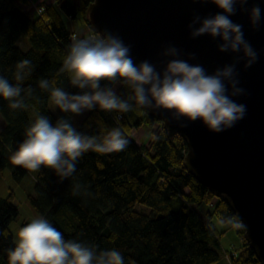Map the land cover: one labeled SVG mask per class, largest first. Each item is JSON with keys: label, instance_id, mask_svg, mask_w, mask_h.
Returning a JSON list of instances; mask_svg holds the SVG:
<instances>
[{"label": "trees", "instance_id": "trees-1", "mask_svg": "<svg viewBox=\"0 0 264 264\" xmlns=\"http://www.w3.org/2000/svg\"><path fill=\"white\" fill-rule=\"evenodd\" d=\"M90 1L40 2L44 5L42 15L31 16L23 11L28 0H0V75L14 82L16 63L30 60L33 71L23 86L30 85L39 100L31 98L27 103L53 123L57 118L48 109V93L38 88V81L55 78L57 86L69 93L80 91L69 85L66 75H56L72 42L61 13L70 17L79 13L89 26L85 9ZM21 41L27 43L26 49L20 46ZM0 114L4 121L0 128V170L7 167L13 178L20 180L28 170L13 165L10 157L34 117L24 109H10L3 98ZM114 114L88 111L75 127L88 135H99L102 126L119 127L129 139L127 148L109 154L86 152L74 175L63 182L52 169L42 166L35 173L34 194L28 195L35 211L65 239L119 250L125 264H261L243 237V229L233 228L238 245L222 247L209 216L213 213L219 221L235 219L224 201L215 197L207 216L193 207L209 201L213 194L185 170L182 137L175 134L168 139L161 122L143 108L122 114L117 122ZM154 124L159 128H152ZM141 127L152 129L148 145H139L131 137ZM76 182L85 186L87 194L73 195ZM11 197V193L0 197V264H8L7 250L14 247L8 223L17 215V208ZM137 202L147 205L148 213L135 209ZM223 250L230 253L229 258Z\"/></svg>", "mask_w": 264, "mask_h": 264}, {"label": "clouds", "instance_id": "clouds-1", "mask_svg": "<svg viewBox=\"0 0 264 264\" xmlns=\"http://www.w3.org/2000/svg\"><path fill=\"white\" fill-rule=\"evenodd\" d=\"M211 3L220 11L211 15H194L187 27L195 39L204 35L218 40L217 50L234 54L231 63L217 67L212 73L201 64H190L180 58L182 53L168 45L162 56V68L148 60L135 63L130 46L116 34L105 30L102 35L73 36L62 65L56 75H66L68 83L80 91L69 93L57 86L55 78H41L38 88L48 93V103L63 116L53 123L51 119L34 112V119L26 126L24 138L12 152L10 160L15 166L29 172L41 167L52 169L60 182L72 177L79 159L88 151L99 154L120 152L127 148L129 139L119 127L102 126L99 135L79 131L67 114L82 115L86 111L100 110L116 113L114 119L138 108L167 110L176 120H201L212 132L232 128L244 119L247 105L233 97L247 95L240 86L237 64L243 61L249 68L259 59V53L245 38L244 26L231 18L237 11L246 13L250 26L258 30L264 21L258 3L250 0H200ZM189 59H195L190 53ZM28 59L16 63L13 80L0 75V98L10 109H24L34 89L24 82L33 71ZM74 196L87 194L84 185L72 186ZM222 226L244 229L239 218L220 221ZM211 227V225H210ZM14 247L7 250L8 264H125L122 253L115 249H100L75 239H65L44 216H37L20 227L14 237Z\"/></svg>", "mask_w": 264, "mask_h": 264}, {"label": "water", "instance_id": "water-1", "mask_svg": "<svg viewBox=\"0 0 264 264\" xmlns=\"http://www.w3.org/2000/svg\"><path fill=\"white\" fill-rule=\"evenodd\" d=\"M258 3L264 15V0ZM220 11L200 0H91L85 18L97 35L105 30L118 35L130 46V55L139 64L148 60L157 68L170 57L162 56L168 45L181 50L182 59L201 64L209 73L232 62L234 54L217 50L218 40L204 35L191 38L188 23L194 15ZM244 26L245 38L259 53L258 61L244 68L237 64L240 86L247 95L233 97L247 105V114L234 127L212 132L201 121L176 120L164 109H145L162 124L165 135L175 134L186 144L183 166L197 181L224 201L245 225L243 237L256 258L264 264V21L253 29L246 13L231 17ZM195 53V59H189Z\"/></svg>", "mask_w": 264, "mask_h": 264}, {"label": "rangeland", "instance_id": "rangeland-1", "mask_svg": "<svg viewBox=\"0 0 264 264\" xmlns=\"http://www.w3.org/2000/svg\"><path fill=\"white\" fill-rule=\"evenodd\" d=\"M49 1L52 0H45V2H49ZM61 17L66 29L69 32L75 31L79 36H83L88 33L90 28L85 23V21L83 20V18L80 16L79 13L75 17H70L64 12H62ZM20 46L23 49H26L27 43L21 41ZM28 105L29 107L26 109L27 114L30 118H33L34 117L33 113L36 112V109L31 103H28ZM47 105H48V109L56 118L65 115L62 112H60L59 109L53 111L49 103ZM87 113L88 111L84 112L82 115L79 116H74L70 114L69 116L72 119L73 125L77 126ZM3 123L4 121L0 114V128L3 126ZM152 128L158 129L159 127L158 125L154 124ZM151 130L152 129H148L146 127H141L140 129L133 131L131 133V137L139 145L140 144L148 145L149 138L151 136ZM35 173L27 171L26 174L20 180H16L13 178L10 170L7 167L0 170V197H6L7 195H9V193H11L12 197L10 198V200L17 208V215L13 217L8 223V227L13 237L16 231H18V229L21 227V224L23 222L28 223L30 222L31 219L37 216H41L39 213L35 211L28 198V195L34 194ZM215 197L216 196L213 195V197H211L209 201L201 202L199 204H193V207L202 215L207 216L206 213L208 211L212 212L214 204L216 203ZM134 208L143 213H148L149 211V207L147 205L139 202L135 203ZM209 218L211 219L213 226L217 229V231L220 234L219 240L223 248H230L232 244L233 246L238 245L237 236L232 227L222 226L220 224V221L213 213H211V216H209ZM222 261L223 259H221L220 262Z\"/></svg>", "mask_w": 264, "mask_h": 264}, {"label": "built area", "instance_id": "built-area-1", "mask_svg": "<svg viewBox=\"0 0 264 264\" xmlns=\"http://www.w3.org/2000/svg\"><path fill=\"white\" fill-rule=\"evenodd\" d=\"M30 5L27 7V11L32 15V16H41L42 15V12H43V10H44V5L42 4V3H40V2H35V1H31L30 3H29ZM96 34L94 31H89L86 35H83V36H79L75 31H71V33H70V37L72 38L74 35L75 36H79V37H84V36H87V35H89V34ZM116 116V113L114 114V116H113V119H114V117ZM121 117H122V115H121ZM116 122L118 121V120H116V119H114ZM120 120V119H119ZM224 251V250H223ZM232 252H234V251H232ZM224 254H225V256L227 257V258H229V255H230V253L228 252V251H224Z\"/></svg>", "mask_w": 264, "mask_h": 264}, {"label": "crops", "instance_id": "crops-1", "mask_svg": "<svg viewBox=\"0 0 264 264\" xmlns=\"http://www.w3.org/2000/svg\"><path fill=\"white\" fill-rule=\"evenodd\" d=\"M29 2H28V6H29V3L31 2V1H35V2H45V0H28ZM50 2H53V0L52 1H49V2H47V3H50ZM27 8V7H26ZM23 9V11H25L27 14H29L28 12H27V9ZM30 15V14H29ZM32 16V15H31Z\"/></svg>", "mask_w": 264, "mask_h": 264}, {"label": "bare ground", "instance_id": "bare-ground-1", "mask_svg": "<svg viewBox=\"0 0 264 264\" xmlns=\"http://www.w3.org/2000/svg\"><path fill=\"white\" fill-rule=\"evenodd\" d=\"M95 32V31H94Z\"/></svg>", "mask_w": 264, "mask_h": 264}]
</instances>
